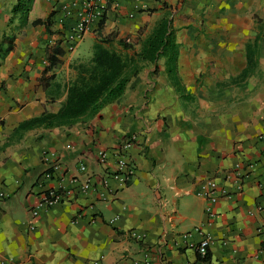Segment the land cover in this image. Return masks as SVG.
Instances as JSON below:
<instances>
[{"label":"crops","instance_id":"obj_1","mask_svg":"<svg viewBox=\"0 0 264 264\" xmlns=\"http://www.w3.org/2000/svg\"><path fill=\"white\" fill-rule=\"evenodd\" d=\"M81 2L0 0V264H201L182 237L196 226L210 235L203 264H264V0H106L102 24L91 17L73 43ZM163 18L175 76L164 58L145 62L95 114L21 127L59 110L99 39L137 40ZM126 140L135 171L118 186ZM45 150L60 165L52 174ZM205 179L217 184L210 203L196 194ZM59 187L71 196L31 218L41 191Z\"/></svg>","mask_w":264,"mask_h":264},{"label":"trees","instance_id":"obj_2","mask_svg":"<svg viewBox=\"0 0 264 264\" xmlns=\"http://www.w3.org/2000/svg\"><path fill=\"white\" fill-rule=\"evenodd\" d=\"M51 15L45 20H35L34 24H50ZM104 16L100 22L102 24ZM5 54L12 47V38L8 41ZM139 50L129 39L108 35L95 43L92 57L86 62L74 66L75 78L67 86V96L56 113L43 115L24 121L23 128L33 126L52 127L55 125L71 124L77 119L98 112L103 106L114 102L123 95L132 77L136 76L145 62H155L164 58L168 62L167 75L175 76L173 63L176 58L177 42L170 21L163 18L157 22L152 31L144 37H138ZM62 49L58 44L52 46L47 54L49 65L58 64ZM209 260V252L204 261Z\"/></svg>","mask_w":264,"mask_h":264},{"label":"built area","instance_id":"obj_3","mask_svg":"<svg viewBox=\"0 0 264 264\" xmlns=\"http://www.w3.org/2000/svg\"><path fill=\"white\" fill-rule=\"evenodd\" d=\"M106 0H82L81 5L84 12V18L80 19L75 25V33L72 36L73 43L79 42L82 38V34L88 24V21L91 17L101 19L104 15L106 8ZM132 16V14L130 15ZM263 137V136H262ZM132 146L131 140L124 141L118 150L116 151V161H115V170L112 173L113 178L117 181L118 186L126 185L132 178L135 168L133 163L126 157L125 151ZM107 154L104 151L98 152L99 161L104 162L106 160ZM43 161L46 162L49 166V173L52 174L55 171H58L60 168L59 163L55 160L54 154L45 150L42 154ZM79 169L83 171L85 169L84 165H80ZM106 184V181H105ZM92 185L89 180H86L80 183L79 189L81 191H88L91 189ZM217 189V184L213 179H205L200 182L196 194L198 196L204 197L210 203L211 200H214L215 190ZM72 194L71 189H66L64 187L59 188H46L43 189L39 195L38 200L30 209L31 218H36L41 210H46L54 205L68 199ZM3 194L1 193L0 196ZM259 210H264V205L259 207ZM207 214V223H210L211 219L214 216V213L210 206L207 205L205 208ZM116 217H114L115 219ZM32 227V226H31ZM193 234H198L200 239L198 241L189 240ZM182 237L187 240L186 246L190 249H193L199 259L201 264L203 258H205L209 252V243L210 235L206 233L202 226H196L191 231H188L182 234ZM97 264V262H94Z\"/></svg>","mask_w":264,"mask_h":264},{"label":"rangeland","instance_id":"obj_4","mask_svg":"<svg viewBox=\"0 0 264 264\" xmlns=\"http://www.w3.org/2000/svg\"><path fill=\"white\" fill-rule=\"evenodd\" d=\"M131 41H133L134 43H137V40H136V38H132V39H130Z\"/></svg>","mask_w":264,"mask_h":264}]
</instances>
